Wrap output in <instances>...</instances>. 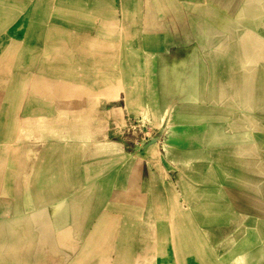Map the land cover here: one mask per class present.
Segmentation results:
<instances>
[{
    "label": "rangeland",
    "instance_id": "rangeland-1",
    "mask_svg": "<svg viewBox=\"0 0 264 264\" xmlns=\"http://www.w3.org/2000/svg\"><path fill=\"white\" fill-rule=\"evenodd\" d=\"M36 1L0 0V110L31 112L37 119L19 120V128L39 132L40 113L61 117L78 108L118 145L111 161L118 182L96 232L74 231L64 217L57 233L46 229L59 224L32 218L31 264H183L184 255L198 256L202 237L191 224L199 222L200 169L184 166L200 154L172 145L171 81L183 73L170 70L171 32L184 29V0H40L37 12ZM104 152L91 153L93 178ZM123 154L129 165L144 164L142 179L136 167L128 183L114 172Z\"/></svg>",
    "mask_w": 264,
    "mask_h": 264
},
{
    "label": "crops",
    "instance_id": "crops-1",
    "mask_svg": "<svg viewBox=\"0 0 264 264\" xmlns=\"http://www.w3.org/2000/svg\"><path fill=\"white\" fill-rule=\"evenodd\" d=\"M263 2L184 0V29L171 32L170 70L183 73L176 85L171 81L173 151L199 152L198 163L184 167H199L202 184L199 222L191 224L201 233L200 252L184 255L183 264H264ZM73 109L61 117L40 113L39 132L19 128V120L37 119L31 112L0 110V264L33 262L32 218L59 224L46 229L59 233L68 217V228L93 233L101 229L96 218L110 214L118 145L101 138L95 119ZM97 148L105 151L104 165L93 178ZM126 158L114 172L128 183L136 167L142 179L144 164Z\"/></svg>",
    "mask_w": 264,
    "mask_h": 264
},
{
    "label": "bare ground",
    "instance_id": "bare-ground-1",
    "mask_svg": "<svg viewBox=\"0 0 264 264\" xmlns=\"http://www.w3.org/2000/svg\"><path fill=\"white\" fill-rule=\"evenodd\" d=\"M36 5H35V10H36V12L37 11H40V9H41V7H42V4H41V2H40V0H37L36 1ZM262 3V2H261ZM264 3V2H263ZM255 6V5H254ZM262 9V8H261ZM258 44H259V42H258ZM152 245V244H151ZM152 256V255H151ZM177 256V255H176ZM150 258V257H149ZM145 259V258H144ZM176 259H177V257H176Z\"/></svg>",
    "mask_w": 264,
    "mask_h": 264
}]
</instances>
